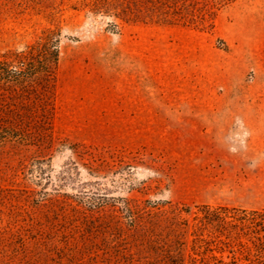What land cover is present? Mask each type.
Returning <instances> with one entry per match:
<instances>
[{
    "label": "rangeland",
    "instance_id": "rangeland-1",
    "mask_svg": "<svg viewBox=\"0 0 264 264\" xmlns=\"http://www.w3.org/2000/svg\"><path fill=\"white\" fill-rule=\"evenodd\" d=\"M82 1L0 0V53L61 30L45 123L0 142V264H264L167 263L126 210H264V0L211 31Z\"/></svg>",
    "mask_w": 264,
    "mask_h": 264
},
{
    "label": "trees",
    "instance_id": "trees-1",
    "mask_svg": "<svg viewBox=\"0 0 264 264\" xmlns=\"http://www.w3.org/2000/svg\"><path fill=\"white\" fill-rule=\"evenodd\" d=\"M237 0H83L75 10L123 23L214 28L218 12ZM110 30L118 28L109 23ZM61 30L45 27L22 49L0 53V142L27 137L47 119L60 56ZM132 230L150 229L167 263H264V210L209 204H168L159 212L133 210ZM146 213L147 225L141 221ZM150 236V235H149ZM187 240L189 242L187 243ZM188 253L185 255V248Z\"/></svg>",
    "mask_w": 264,
    "mask_h": 264
}]
</instances>
